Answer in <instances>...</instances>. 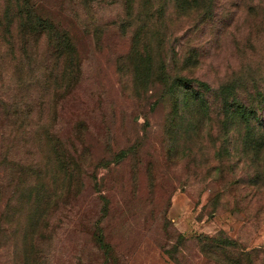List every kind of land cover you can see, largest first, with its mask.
<instances>
[{
    "label": "rangeland",
    "instance_id": "374dc122",
    "mask_svg": "<svg viewBox=\"0 0 264 264\" xmlns=\"http://www.w3.org/2000/svg\"><path fill=\"white\" fill-rule=\"evenodd\" d=\"M122 1L0 0V264H264V146L207 95L171 121L166 92L226 85L264 125V0ZM53 206L52 250L22 231Z\"/></svg>",
    "mask_w": 264,
    "mask_h": 264
},
{
    "label": "trees",
    "instance_id": "16d2710c",
    "mask_svg": "<svg viewBox=\"0 0 264 264\" xmlns=\"http://www.w3.org/2000/svg\"><path fill=\"white\" fill-rule=\"evenodd\" d=\"M153 0H147V2H150ZM180 6L190 4L189 0H175ZM123 6L125 8L131 7V3H133V0H123L122 1ZM176 3V4H177ZM30 16H27L25 19H23V24H29L30 23ZM37 22L39 26L43 23V21L40 20V18L33 19V22ZM64 37L56 36V40L53 46V50L57 53V59L63 60V57L66 56L65 54V40L63 42ZM50 42V41H49ZM51 44V42H50ZM51 49V47H50ZM52 50V51H53ZM52 51H50L52 53ZM62 57V58H61ZM181 82L179 83L183 88H186L183 92H181L180 97L175 94L174 91H172V88L170 86H166V92L170 93L173 98V106H172V112H171V121H175L176 118L182 116L183 110L187 107H189V99L198 100L199 107L202 108L204 111L208 107L206 103L205 95L209 97V100L213 103H217V105L221 108L223 112V116L225 119V123L232 124L233 121H238L242 123V142L244 145L243 150L244 151H252L255 152L259 148L264 146V125L263 121L260 123V116L257 115L256 110L253 108L247 107L245 103L240 102V100L236 99V103L231 107H224V105H227V100L229 97L230 102L234 100L233 96H231V92H228V87L226 85L219 84L216 87H212L207 85L204 82H198L199 87H201L200 90H192L190 89V86L186 84V79H179ZM197 102V103H198ZM230 105V104H229ZM223 107V109H222ZM226 113V117H225ZM44 194L47 193V202L51 200H57L59 197L58 191H56L55 188L51 187V189L43 190ZM37 192H34L30 190L27 193L28 198L30 199V202H33V200L36 198ZM30 204V203H29ZM56 206V205H55ZM55 206L52 207V216L51 218H46V215L41 211L36 209L31 211L29 215L26 217L24 226H23V237L26 238V234L28 238L32 235V230L35 229H47L53 232V235L49 237L48 245L53 250L54 244L58 241V236L60 237L61 234L65 232L69 228V222L68 219L64 216L62 211H59L58 208ZM45 216V219H42V217ZM77 225V224H76ZM76 225L74 224L72 227L73 229L76 228ZM89 227H92L93 230H96L97 233H95L94 241L96 242V245L98 247H101L100 244L102 243V235L100 232V229L97 227V222H89ZM99 233V234H98ZM104 246V245H103ZM108 247V245H106ZM94 242L92 240V245H87L86 242H83V240L78 239H69L68 237L63 240L62 244L59 247V255L61 256H68L69 254L74 255H87L91 251H94ZM73 255V256H74ZM71 256V258L73 257Z\"/></svg>",
    "mask_w": 264,
    "mask_h": 264
}]
</instances>
